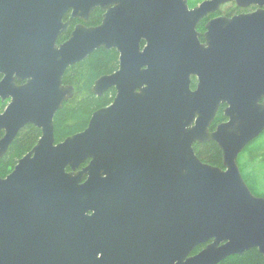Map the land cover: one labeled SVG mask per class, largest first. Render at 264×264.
Segmentation results:
<instances>
[{
    "label": "water",
    "instance_id": "water-1",
    "mask_svg": "<svg viewBox=\"0 0 264 264\" xmlns=\"http://www.w3.org/2000/svg\"><path fill=\"white\" fill-rule=\"evenodd\" d=\"M232 1L258 10L211 21L200 44L198 22ZM95 9L100 25L76 26L57 45L70 21L85 24ZM100 49L115 50L119 65L92 93L114 89L115 97L82 132L56 143L54 116L74 96L63 76ZM0 75V97L11 98L0 115V159L24 127L41 133L0 179L5 264L17 249L41 263L75 223L78 238L118 225L119 236L138 240L128 246L135 264H219L253 249L264 259V198L237 163L264 132V0H208L194 9L187 0H0ZM221 103L227 122L210 133ZM209 142L222 168L195 154V144Z\"/></svg>",
    "mask_w": 264,
    "mask_h": 264
},
{
    "label": "trees",
    "instance_id": "trees-1",
    "mask_svg": "<svg viewBox=\"0 0 264 264\" xmlns=\"http://www.w3.org/2000/svg\"><path fill=\"white\" fill-rule=\"evenodd\" d=\"M187 1L190 6H195L203 0ZM229 14L231 11L227 12V15ZM99 22L98 12H93L89 25L95 26ZM69 33L70 29L59 37L58 43L65 41ZM117 66L118 58L115 50L100 49L66 70L63 84L74 88V96L63 103L62 108L55 114L53 125L56 143L82 132L87 127L94 111L112 103L115 96L113 89H109L102 97H97L92 93V86L99 77L110 75L116 71ZM40 135V130L32 126L22 129L9 146L6 156L0 160V175H3L8 168H12L17 161L31 151L37 144ZM194 150L203 163L222 168L221 152L214 143L196 145ZM240 157L242 158L241 164ZM237 163L252 194L264 198V132L242 151ZM87 164L88 162L82 166ZM219 264H264V259L257 250L253 249L241 255L229 257Z\"/></svg>",
    "mask_w": 264,
    "mask_h": 264
},
{
    "label": "flooded vegetation",
    "instance_id": "flooded-vegetation-1",
    "mask_svg": "<svg viewBox=\"0 0 264 264\" xmlns=\"http://www.w3.org/2000/svg\"><path fill=\"white\" fill-rule=\"evenodd\" d=\"M204 1H208V0H203L195 6H190L187 1V5L189 9H194ZM257 10L258 7L254 5H251L247 8L238 7L236 1H232L230 3L220 6L216 12L212 14H208L203 19H201L196 25L195 30L199 35L198 40L200 44L206 45L204 38L207 32L206 26L211 21L216 20L218 18L231 19L240 15L254 13ZM228 11H231V14L227 15ZM93 12H98L100 17V22L95 26H90L89 20ZM93 12L90 14L88 21L85 24L79 18L78 20L70 21L69 26L66 30L67 32L70 29L69 36L76 26L84 25L86 28H90L100 25L102 21L103 12L99 9H95L93 10ZM68 18H69V13L65 16L64 22H66ZM65 41H63L62 43H64ZM60 44L57 41V45ZM117 58L119 65L118 53H117ZM117 70H118V66L116 71ZM116 71H114L113 73H115ZM3 79L4 76L0 75V83L2 82ZM198 83H199V79L197 76L190 77L191 92H195L197 90ZM12 84L16 87L23 85L22 82H18L17 80H14ZM62 84H63V79H62ZM64 86H70V85H64ZM10 102H11V98L2 97V96L0 97V115H2L6 111V108L8 107ZM227 108L228 106L222 103L218 106L214 119L209 127L210 133L215 132L220 125L227 122V118L225 117V110ZM3 136H4V131H0V140L2 139ZM196 145L199 144H195L193 146V149H195ZM3 158H1L0 160H2ZM16 164L12 168H8L3 175H0V179H5L12 172ZM84 167L85 166H81L79 170H81ZM101 216L103 219L108 218L107 215H101ZM110 218H111L110 224L114 223L115 222L114 218L112 216ZM121 233H122L121 228L118 225H98L95 227V234L97 235L96 238H85V237L78 238V225L75 223L71 226V229L65 231V236L58 240L57 245H51L45 248L42 262L38 264H78L80 261L88 260V259L91 260V264H135L134 262H130L131 253H130V248L128 246L137 243L138 240L130 237L119 236ZM9 241L10 243L16 242L15 240H9ZM205 246L206 245L199 247L198 248L199 250L197 249L196 253L199 252L201 249H203ZM13 257H14L13 264H29L25 255L20 256L18 254V249H17V253L14 254ZM3 258L5 257L1 253V248H0V260H1L0 264H5Z\"/></svg>",
    "mask_w": 264,
    "mask_h": 264
},
{
    "label": "rangeland",
    "instance_id": "rangeland-1",
    "mask_svg": "<svg viewBox=\"0 0 264 264\" xmlns=\"http://www.w3.org/2000/svg\"><path fill=\"white\" fill-rule=\"evenodd\" d=\"M239 159H240L239 162H240V164H241V160H242V158L240 157Z\"/></svg>",
    "mask_w": 264,
    "mask_h": 264
}]
</instances>
